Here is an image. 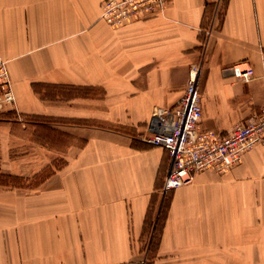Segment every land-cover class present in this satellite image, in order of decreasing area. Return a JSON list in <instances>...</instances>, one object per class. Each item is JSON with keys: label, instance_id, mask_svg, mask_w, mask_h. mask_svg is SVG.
Instances as JSON below:
<instances>
[{"label": "crops", "instance_id": "0c3cea01", "mask_svg": "<svg viewBox=\"0 0 264 264\" xmlns=\"http://www.w3.org/2000/svg\"><path fill=\"white\" fill-rule=\"evenodd\" d=\"M102 1L0 0L12 108L56 115L67 158L36 188L0 186V264L137 263L170 165L143 135L156 107L179 103L194 64L203 130L225 135L262 111L264 0H170L119 28L100 18ZM236 63L254 68L248 82ZM48 86L73 89L54 101ZM157 243L152 264H264V146L169 191Z\"/></svg>", "mask_w": 264, "mask_h": 264}, {"label": "built area", "instance_id": "2783aa9c", "mask_svg": "<svg viewBox=\"0 0 264 264\" xmlns=\"http://www.w3.org/2000/svg\"><path fill=\"white\" fill-rule=\"evenodd\" d=\"M170 0H103L100 18L114 28L162 13ZM201 63L194 64L179 103L170 108L156 107L143 139L162 147L170 155V165L163 191H171L191 183L195 175L206 169L223 173L242 160L255 145L264 146V104L260 114L236 123L225 135L203 130ZM233 75L248 82L254 68L236 63L230 67ZM15 96L6 60L0 53V110L13 105Z\"/></svg>", "mask_w": 264, "mask_h": 264}, {"label": "rangeland", "instance_id": "374dc122", "mask_svg": "<svg viewBox=\"0 0 264 264\" xmlns=\"http://www.w3.org/2000/svg\"><path fill=\"white\" fill-rule=\"evenodd\" d=\"M202 72L204 75V70ZM72 89L48 86L42 87L40 91L44 98L56 101L59 94ZM12 106L4 105L0 110V129L2 130L0 134V186L6 189L36 188L48 176L56 173L67 163V158L58 153L61 149L57 146L58 119L56 115L21 113L17 109H13ZM6 135L7 140L4 144L3 139ZM4 155L6 158H3ZM26 161L30 167L33 166L31 168L34 169V173L24 167ZM11 162H13L12 166ZM16 170L20 173L11 172ZM159 201H162V205L154 220ZM168 202L169 191H162V195L160 193L155 196L147 218L143 241L140 242L138 248L140 251L138 250L136 264H151L154 261L157 239L166 215Z\"/></svg>", "mask_w": 264, "mask_h": 264}, {"label": "trees", "instance_id": "16d2710c", "mask_svg": "<svg viewBox=\"0 0 264 264\" xmlns=\"http://www.w3.org/2000/svg\"><path fill=\"white\" fill-rule=\"evenodd\" d=\"M152 264V263H151Z\"/></svg>", "mask_w": 264, "mask_h": 264}]
</instances>
